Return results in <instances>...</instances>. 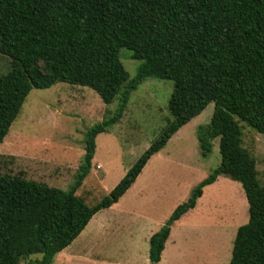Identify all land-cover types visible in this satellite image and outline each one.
I'll list each match as a JSON object with an SVG mask.
<instances>
[{
	"label": "trees",
	"instance_id": "trees-1",
	"mask_svg": "<svg viewBox=\"0 0 264 264\" xmlns=\"http://www.w3.org/2000/svg\"><path fill=\"white\" fill-rule=\"evenodd\" d=\"M126 48L140 61L133 78ZM0 144L33 89L57 83L92 89L116 112L84 135L73 185L63 191L21 176L0 175V264H52L92 217L130 189L150 158L183 126L214 104L197 128L202 157L219 138L220 163L194 187L149 239L158 264L172 225L194 209L220 176L240 183L248 221L233 240L229 264H264V185L242 146L240 122L264 137V0H0ZM148 78L170 80V119L118 184L94 206L76 195L89 175L96 137L120 121L130 94Z\"/></svg>",
	"mask_w": 264,
	"mask_h": 264
},
{
	"label": "rangeland",
	"instance_id": "rangeland-1",
	"mask_svg": "<svg viewBox=\"0 0 264 264\" xmlns=\"http://www.w3.org/2000/svg\"><path fill=\"white\" fill-rule=\"evenodd\" d=\"M119 60L133 78L141 62L131 59L126 48L119 51ZM9 68V60L0 55V75ZM172 90L170 80L146 79L130 94L120 121L96 137L91 173L76 192L86 205L94 206L107 195L158 136L170 119L167 105ZM117 106V99L104 104L92 89L80 85L57 83L48 89H33L0 144V175L21 176L67 191L82 164L85 132L112 116ZM213 108L214 104H209L170 138L123 200L96 214L94 222L98 226L101 222L102 227L117 229L119 224V234L106 227L100 232L102 264H149L148 245L143 243V249L135 247L141 233L137 231L141 225L136 227V222L140 215L152 228L153 221L162 217L166 221L192 189L219 165V138L212 141L211 152L202 157L196 137L197 128L210 123ZM239 123L242 146L254 158L257 178L264 185V137ZM196 211L186 216L184 229L177 233L182 264H229L236 231L249 217L240 183L218 177L203 189ZM95 223L90 232L97 227ZM125 243L130 245L129 250L121 253ZM40 257L34 255L20 264ZM171 262L169 259L166 264Z\"/></svg>",
	"mask_w": 264,
	"mask_h": 264
},
{
	"label": "crops",
	"instance_id": "crops-1",
	"mask_svg": "<svg viewBox=\"0 0 264 264\" xmlns=\"http://www.w3.org/2000/svg\"><path fill=\"white\" fill-rule=\"evenodd\" d=\"M95 143H96V141H95ZM95 152H96V149H95ZM158 153H156L155 155H153L150 158V160L147 162L145 167H148V165L151 162L152 158L158 156ZM96 167L97 168H101V165L97 164ZM145 167L143 168L142 172L140 173V175L138 176V178L134 182L135 185L137 184V181L140 179V177L145 172ZM135 185L133 184L130 187L131 188L130 190H133V188H135ZM125 195H126V193L114 205L118 204L121 200H123L125 198ZM201 197H203V194H202ZM201 197L197 200V203H196V206H195L194 209H192L189 212H187L184 216H182L177 222H175L172 225V227L170 229V233H169L168 239L165 242L164 250L162 251L161 258H160V261H159L158 264H166L167 260L169 262V259L174 262V263L171 262V264H182V262L184 261L183 257L181 259L179 257L180 244L177 243V239H179V235L177 233L180 230L184 229L185 225H184L183 220L186 218V216H188L190 214H195L197 212L196 210H197L198 204H199V202L201 200ZM113 206H111V207H113ZM110 208H108V209H110ZM104 210H106V209H104ZM95 219H96V214L92 217V219L89 221L88 225L84 228V230L80 233V235L68 247L63 249L61 252H59L55 256L52 264H54L55 262H60L62 264H64V263H67V264H72V263H75V264H88L89 262H92V264H102V244H101L100 239H99L100 232H103L105 230V227H106V228H109L111 233L119 234V230H118V228H119L118 225L119 224H117V229H116L115 226H108V225L102 227V223L101 222H100L99 226H98V224H96L94 222ZM163 219L164 218L162 217L157 222L153 221L152 224H153V226L154 225L155 226L152 228L151 224L148 223L146 225L144 223L146 219H145V217L143 215L139 216L138 221L136 222V227H139L141 225V227H139L140 229H137V231L138 232L141 231V233L139 234L140 238H139V241H138V245H135L136 248L137 247H141L143 249L142 245L144 243L145 247H146V245H148V251H149V239L165 223V220H163ZM93 223H95L94 225L97 226V227L95 228V230H91V232H90L89 229L91 228ZM144 226H147V227L145 228ZM122 228H123V226L120 228V230ZM129 236L132 237V233ZM90 237H91V240H89ZM137 240H138V237H137ZM125 245H123V247L120 248V250L122 251L121 253H124V252L127 253V251L129 250L128 247L130 245L128 246V243H125ZM90 246H92L91 250H89ZM149 264H150V262H149Z\"/></svg>",
	"mask_w": 264,
	"mask_h": 264
}]
</instances>
